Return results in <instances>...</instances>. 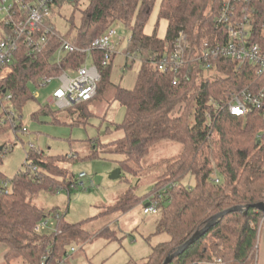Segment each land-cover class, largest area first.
<instances>
[{
    "label": "trees",
    "instance_id": "16d2710c",
    "mask_svg": "<svg viewBox=\"0 0 264 264\" xmlns=\"http://www.w3.org/2000/svg\"><path fill=\"white\" fill-rule=\"evenodd\" d=\"M81 1L59 0L55 6L77 7ZM85 1L80 24L75 27L71 23L75 29L72 38L62 37L55 30L54 7L45 23L52 31L46 35L44 49L33 59L27 56L26 46L20 44L9 65L10 74L0 82V132L7 128L21 129V108L32 98L31 84L39 87L44 79L73 72L83 65L86 55L82 53H68L59 62L55 61L60 38L83 48L111 30L114 24H123L130 31L125 53L139 58V69L132 89L115 90L112 101L122 106L125 113L114 132H122L123 136L106 146L123 158L118 162L122 171L136 173L132 166L140 165L156 144L171 141L182 145V152L170 161L148 194L172 185L159 200L161 219L156 227L157 234H166L169 239L153 247L142 263L162 264L213 216L235 207L264 204V116L257 111L235 117L226 110H214L210 104L226 100L244 88L262 87L264 75L258 76L253 65L239 66L230 60H219L213 69L214 77H206V72L194 69L188 82L173 86V74L159 72L152 65L151 59L159 60L171 50L179 33L186 34L191 46L213 44L215 37L221 40L214 27L221 0H161L159 16L167 21L164 39L143 33L156 0ZM246 8L253 12L251 41L262 38L264 0H252ZM9 31L4 18L0 19V40ZM112 58L103 51L91 52L90 63L100 74L95 100H101L107 90ZM7 95L11 97L10 104L4 107ZM90 102L66 111H79L85 118L84 114L89 113L82 107L88 108ZM40 113L54 116L58 111H51L46 105ZM53 159L32 149L26 154L24 169L12 178L7 179L0 171V243L7 246L6 264L19 259L24 264H56L66 247L87 239L84 222L67 224L64 214L55 209L44 212L31 202L40 192L84 190L77 186V176L58 167ZM187 174L195 179L192 188L182 184ZM213 174L220 179L219 184L211 180ZM4 183H8V189H3ZM124 197L125 202H117L113 212L124 213L127 206L129 210L142 202L128 194ZM56 214L60 215L56 232L37 234L34 231L39 222ZM262 219L263 214L252 208L245 214L230 213L170 264H213L217 260L220 264H256ZM96 236L115 238L108 228Z\"/></svg>",
    "mask_w": 264,
    "mask_h": 264
},
{
    "label": "rangeland",
    "instance_id": "374dc122",
    "mask_svg": "<svg viewBox=\"0 0 264 264\" xmlns=\"http://www.w3.org/2000/svg\"><path fill=\"white\" fill-rule=\"evenodd\" d=\"M11 2L12 0H7L5 5ZM160 3L161 0L155 1L143 33L164 39L167 21L159 16ZM85 5L86 1L83 0L77 7L73 4L55 6L52 24L62 37L72 38L75 35L71 23L75 27L80 24V11ZM3 18L4 15L0 13V19ZM111 30L114 31L110 52L113 58L108 87L102 93L101 100L94 99L88 103V108L82 107L89 115L84 114V118L79 111H58L54 116L40 113V109L49 105L48 101L60 87V82L55 80L39 87L31 84L32 98L21 108V129L14 131L7 128L0 132V148L5 146L0 154V171L7 179L24 169L26 154L32 149L45 156L55 157L53 161L58 167L75 176L81 173L86 175L83 179L88 188L86 190L58 194L40 192L31 201L44 212L55 209L64 214L67 224L85 223L87 239L66 247L67 252L71 247L77 250L68 264H142L153 247L169 239L166 234L156 233L161 211L156 215H144L142 210L144 200L152 195H148L150 190L164 174L170 161L182 152V145L171 141L158 143L150 149L140 165L132 166L136 173L121 170L119 179H109L119 168L118 162L123 158L111 153V148L102 143L107 137L113 136L115 127L122 123L125 113V109L113 102L112 98L116 88H133L139 69V62L134 56L125 55L130 31L121 23L114 24ZM205 75L214 77L216 72L207 71ZM9 104V101L3 100L4 107ZM49 107L51 111H57L54 107ZM93 153L96 157H89ZM182 184L192 188L195 179L187 174ZM126 194L142 202L129 210L127 206L124 213L120 210L113 212L117 202H125ZM45 221L47 225L40 233H53L57 225L56 219L48 217ZM107 226L109 231L114 232L115 238L95 236ZM6 251L7 246L0 243V264H6ZM10 264L24 263L19 259ZM256 264H264V226L258 237Z\"/></svg>",
    "mask_w": 264,
    "mask_h": 264
},
{
    "label": "built area",
    "instance_id": "2783aa9c",
    "mask_svg": "<svg viewBox=\"0 0 264 264\" xmlns=\"http://www.w3.org/2000/svg\"><path fill=\"white\" fill-rule=\"evenodd\" d=\"M59 0H12L9 5H5L7 0H0V13L4 15L5 24L10 27L0 40V82L9 74V65L12 63L15 53L20 44L27 48V56L35 58L46 45V35L52 31L45 25L48 21L51 9L55 7ZM252 0H221L218 13L214 19L215 30L222 37H215L213 44L203 46H191L187 36L179 33L172 48L159 60L151 59L152 65L162 73L173 74L172 85L177 86L180 82H188L194 69L203 72L212 71L217 61L230 60L239 66L250 64L256 68L258 76L264 75V22L261 25L262 38L252 40L253 23L252 14L248 12L246 5ZM114 31L109 30L101 37L93 40L87 47H76L67 39H59V47L54 56L59 62L68 53H82L86 55L81 67L73 72H64L58 77L46 78L41 82V86H46L58 80L60 87L53 93L48 104L57 111H66L81 104L92 101L97 92V84L100 81L98 68L90 63L92 51H103L111 55L113 43L111 38ZM129 43V40H128ZM130 56V54H126ZM133 56V55H131ZM139 62V58L134 56ZM133 59V60H134ZM105 64V63H103ZM10 95L4 100L10 101ZM214 110H226L231 116L245 117L253 112H260L264 116V85L258 88H244L233 94L226 100L220 102L211 101ZM48 105V106H49ZM11 115V112H9ZM33 169V168H32ZM34 170V169H33ZM84 173L77 176V186L84 190L88 189L83 179ZM211 180L214 184H219L220 179L213 174ZM172 185H166L147 196L144 200L142 213L144 215H156L160 213L159 200L166 190ZM8 183L3 184V189H8ZM61 190L57 191V194ZM53 218L59 221L60 215ZM46 220V219H45ZM39 222L34 231L41 234L42 228L46 227V221ZM264 226V216L259 226V234ZM56 232V229L54 230ZM48 252V251H47ZM77 252L73 247L65 252L63 257L56 264H68L72 256ZM46 257H44V260ZM217 260L213 264H220ZM44 264V263H43Z\"/></svg>",
    "mask_w": 264,
    "mask_h": 264
},
{
    "label": "water",
    "instance_id": "95a60500",
    "mask_svg": "<svg viewBox=\"0 0 264 264\" xmlns=\"http://www.w3.org/2000/svg\"><path fill=\"white\" fill-rule=\"evenodd\" d=\"M3 150V147L0 148V152ZM121 177V169H116L110 176V180H117ZM255 209L260 211L264 215V204H255L252 206L245 207H235L229 210L223 211L208 220L205 227L201 230L196 231L183 245L178 247L175 251L171 252L164 260L162 264H170L174 259L183 254L191 245H193L200 237H202L211 227H213L216 223H218L221 219L227 216L230 213L234 212H243L244 214L248 211V209Z\"/></svg>",
    "mask_w": 264,
    "mask_h": 264
},
{
    "label": "crops",
    "instance_id": "0c3cea01",
    "mask_svg": "<svg viewBox=\"0 0 264 264\" xmlns=\"http://www.w3.org/2000/svg\"><path fill=\"white\" fill-rule=\"evenodd\" d=\"M122 136H123V134H122V132H115L114 134H113V136H109V137H107L105 140V142L104 143H102V144H104V145H106V144H108V143H111V142H113V141H115V140H118V139H120V138H122ZM106 228H109V226H107ZM96 236V235H95ZM91 239V238H90ZM90 239L88 240V241H90ZM87 241V242H88ZM86 243V242H85ZM72 259V258H71Z\"/></svg>",
    "mask_w": 264,
    "mask_h": 264
}]
</instances>
